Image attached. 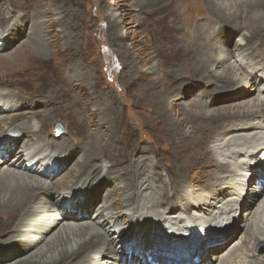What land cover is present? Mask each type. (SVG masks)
Here are the masks:
<instances>
[{
  "label": "bare ground",
  "instance_id": "1",
  "mask_svg": "<svg viewBox=\"0 0 264 264\" xmlns=\"http://www.w3.org/2000/svg\"><path fill=\"white\" fill-rule=\"evenodd\" d=\"M17 1L4 3L9 6L14 2L12 8H15ZM166 1L147 0L146 4L160 8ZM204 1L211 10L209 14L223 25L211 40L196 32L193 39L190 38L191 43L181 45L189 51L193 49L186 65L198 75L196 81L209 79L211 88L200 89L197 83L187 87L195 82L188 80L177 86V95L173 94V89L171 93L169 90L147 95L149 99L161 101V104L158 102V118L170 121L165 131L173 135L177 143L175 155L179 163L175 165L178 169L186 166L188 171L197 168L193 180L179 170L176 175L170 174L168 167L162 173L165 179L158 180L156 155L132 157L133 152H143L145 148L134 146V151L127 153L112 140L101 142V132L116 128L113 124L105 126L102 120L93 125L94 136L91 133L84 137L86 142L88 140L87 146L67 169L77 155L74 143L63 140L57 144L54 136L42 137L46 119L39 118L36 123L30 117L18 122L26 114L3 115L12 113L10 111L18 104L12 90L0 88V217L6 222L16 218V224L0 234L1 261L7 258L15 260L10 264L264 262V254L257 256L249 252V243L264 241V54L256 55L253 44L247 48L252 37L259 36L260 42L264 36V0ZM185 4L188 5V1ZM8 14L0 15V30L4 32L0 45L4 40L5 46L20 37L17 29L12 31V24L7 26ZM240 30L244 32L238 35ZM234 35L237 37L230 49L228 42ZM196 36L201 40L200 46ZM40 44L32 43L37 52L46 51ZM19 45L10 56H19L22 50L28 55L29 48L23 43ZM57 53L55 47L53 56ZM160 66H163L162 60L150 70L155 67L160 70ZM140 76L134 73L132 78ZM168 79V74L163 75L159 84L166 86ZM182 87H186L183 93L179 91ZM187 93L200 97L188 105V116L179 117L183 121L180 123L179 118H172L171 102L176 96L184 97ZM228 101L231 102L228 106H216ZM35 108L31 110L32 117L45 112L35 111ZM64 130L63 134H56L59 139L68 133L67 128ZM21 139L24 142L20 143ZM109 149L117 153L121 149L124 153L116 160ZM9 155L12 160L5 163ZM106 155L111 167L98 162ZM122 161L131 163L120 166ZM115 165L119 167L112 168ZM57 177L64 179L56 182ZM115 180L123 184H117L114 191L105 192L104 189L113 188L101 187L102 183H116ZM177 181L183 184L177 185ZM89 192H96V196L90 197ZM54 197L56 200H51ZM96 202L99 207L90 213ZM58 207L63 213L57 211ZM245 220H248L246 230L237 241L238 228L232 227ZM183 251H188L185 256H182Z\"/></svg>",
  "mask_w": 264,
  "mask_h": 264
},
{
  "label": "rangeland",
  "instance_id": "2",
  "mask_svg": "<svg viewBox=\"0 0 264 264\" xmlns=\"http://www.w3.org/2000/svg\"><path fill=\"white\" fill-rule=\"evenodd\" d=\"M5 1L8 0H0V15L3 16L9 12L6 24L7 26L12 24V31L17 29L20 37L11 45L5 46L4 40L3 45H0V88L12 90L15 93L14 101L18 104L14 111H10L12 113L3 115L26 114L21 116L18 122L28 120L30 117L36 123L39 122V118L48 120L47 124L42 127V137L54 136L58 139L57 144L64 140L74 143L73 146L77 148V155L67 169L74 165V160L79 158L87 146L88 140L86 142L85 138L92 134L94 136L96 129L93 125L102 120L105 126L113 124L116 125V128L112 131L101 132V142L106 143L112 140L116 146L125 148L124 151L127 153L129 151L132 153L136 146L145 148L143 152H133L132 157L156 155V159L158 158V167H156V171L159 172L158 180L165 179L162 173L166 171L167 167L170 168V174L173 172L176 175L179 170L181 173H187L191 179L195 178L197 168H191V171H188L186 166L178 169L175 165L179 163L175 155L177 143L173 135L165 131L170 125V121H161L158 118L160 109L158 102L161 104V101L149 99L147 95L169 90L171 93L172 89L173 94L177 95L181 82L188 80L195 82L187 87L197 83L200 85V89L209 90L211 88L212 82L209 79L196 81L199 79L198 75H195L191 66L186 65L189 63L193 49L189 51L181 45L185 42L188 45V41L191 43L193 34L196 32L200 37L209 36V40H211L210 38H214L218 34V30L221 28L219 26L223 25L209 14L211 10L207 9L204 0H168L169 2L162 3L165 6L160 4V8L148 6L147 0H18V6L15 8H12L15 5L14 2H10L7 6ZM187 1L188 5L185 4ZM178 5L179 8H177ZM241 19L243 20V17ZM162 28L165 29L162 30ZM189 29L194 32H190ZM164 32L166 35L163 34ZM243 32L244 30H240L238 35ZM1 33L4 32L0 30V36ZM10 36L8 35V37ZM236 37L237 35H234L229 40L230 49L234 47ZM190 38L192 39L190 40ZM195 39L200 46L202 43H200L199 37L196 36ZM258 39L259 36L252 37L247 48L249 49L253 44L255 54L263 55L264 36L261 37L260 42ZM19 43L25 44L26 49L29 48L28 55L24 54L22 50L19 56H10ZM32 43H41L40 45L46 51L39 50L37 52ZM64 45L67 48H63ZM55 47L58 53L54 57ZM159 60L163 62L160 70H157L156 67L150 70L151 67L158 64ZM173 71H176L175 74ZM134 73L141 76L138 79H133ZM165 74L169 76L168 83L166 86L160 85L159 80ZM185 90L186 87H182L179 91L183 93ZM252 93L251 95H253ZM195 94L187 93L184 94V97L180 95L172 100V118L174 120L188 116V105L196 97H200ZM183 100L186 103H182ZM37 102L41 104L38 107L35 105ZM230 103L229 101L217 103L216 106H228ZM42 106L45 109H41ZM33 108L35 111L45 110V112L42 111L38 117H32L31 110ZM195 110L193 108L192 112ZM89 119L92 120L89 121ZM53 122L55 124L52 129ZM181 122H183L182 119H180ZM202 122L204 124L205 120ZM57 123L61 126L59 133L55 129ZM64 127L68 129V133L59 139V135L65 131ZM23 140L21 139L20 143L24 142ZM109 151L116 160H119L122 156L121 153H124L121 149L118 153L116 150L109 149ZM11 158V155L7 156L5 163L11 161ZM100 159L99 163L102 162L101 164L106 167H111L107 155ZM110 160L112 161V159ZM122 162L120 166L131 163V161ZM76 167L75 165L74 168L76 169ZM114 167L119 166L115 165L112 168ZM67 169L61 175L65 174ZM253 178L250 184H252ZM63 179L57 177L54 181ZM115 182L110 181L104 185L102 183L101 187L113 188L104 189L105 192L107 190L110 192L115 190L117 184H123L117 183L116 180ZM60 183L62 184V182ZM176 183L177 185L183 184L179 181ZM104 191L102 190V193H105ZM88 195L94 197L96 192H89ZM51 200L55 201L56 198H51ZM98 207L99 204L96 202L90 213L91 211L95 212ZM57 209L63 213V210H59L60 207ZM15 220L16 218L6 222L0 217V234L11 229L16 224ZM247 222L248 220L232 227V229L238 228L235 232L237 241L243 237L246 230L244 226ZM118 223L120 226L123 225L121 220ZM250 246L251 254L257 256L264 254V241L256 240L252 244L249 243ZM179 251L181 250L177 252ZM187 252L183 251L182 256H185ZM2 260L6 261L0 260V264H10L15 261L14 259L10 261L11 259L7 258Z\"/></svg>",
  "mask_w": 264,
  "mask_h": 264
},
{
  "label": "water",
  "instance_id": "3",
  "mask_svg": "<svg viewBox=\"0 0 264 264\" xmlns=\"http://www.w3.org/2000/svg\"><path fill=\"white\" fill-rule=\"evenodd\" d=\"M55 129H56V132L59 133L61 130L60 124L57 123Z\"/></svg>",
  "mask_w": 264,
  "mask_h": 264
}]
</instances>
